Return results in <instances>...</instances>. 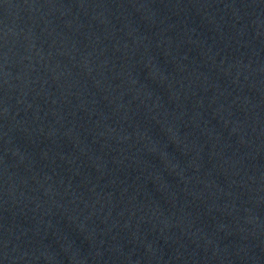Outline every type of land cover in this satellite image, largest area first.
<instances>
[{"label":"water","instance_id":"95a60500","mask_svg":"<svg viewBox=\"0 0 264 264\" xmlns=\"http://www.w3.org/2000/svg\"><path fill=\"white\" fill-rule=\"evenodd\" d=\"M0 264H264V0H0Z\"/></svg>","mask_w":264,"mask_h":264}]
</instances>
